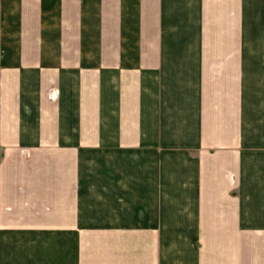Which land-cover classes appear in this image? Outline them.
<instances>
[{
	"label": "crops",
	"instance_id": "obj_1",
	"mask_svg": "<svg viewBox=\"0 0 264 264\" xmlns=\"http://www.w3.org/2000/svg\"><path fill=\"white\" fill-rule=\"evenodd\" d=\"M0 264H264V0H0Z\"/></svg>",
	"mask_w": 264,
	"mask_h": 264
}]
</instances>
